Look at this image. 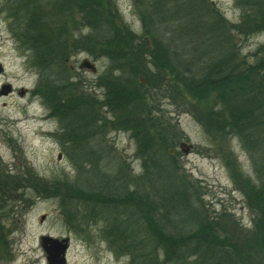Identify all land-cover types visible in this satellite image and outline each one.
I'll return each instance as SVG.
<instances>
[{
	"label": "rangeland",
	"instance_id": "374dc122",
	"mask_svg": "<svg viewBox=\"0 0 264 264\" xmlns=\"http://www.w3.org/2000/svg\"><path fill=\"white\" fill-rule=\"evenodd\" d=\"M8 1L0 0V90L7 81L33 89L43 73L50 98L0 95V264H48L43 236L69 238L67 264H150L139 241L149 222L160 229L170 217L160 208L182 191L207 223L240 236L243 264H264L255 167L264 171V139L251 137L248 148L237 128L214 122L230 116L217 89L201 82L231 57L264 78V18L255 0H34L48 1L59 24L53 45L32 50L17 48L4 25ZM85 59L96 72L80 67ZM127 93L130 106L116 107L115 97ZM142 134L160 175L182 183L165 192L166 180L158 181L155 220L143 198L151 177ZM104 186H128V209L124 201L111 207ZM159 254L158 264H175Z\"/></svg>",
	"mask_w": 264,
	"mask_h": 264
},
{
	"label": "trees",
	"instance_id": "16d2710c",
	"mask_svg": "<svg viewBox=\"0 0 264 264\" xmlns=\"http://www.w3.org/2000/svg\"><path fill=\"white\" fill-rule=\"evenodd\" d=\"M262 1L255 0V8L264 18V1ZM56 24H59V22L55 19V15H50L48 23L43 24L46 27L44 31L28 32L24 37L26 39L28 37L27 40H30L33 45H40L41 47L42 45H53L54 35H56L57 31ZM42 48L44 49V47ZM234 60L235 57L227 58L226 63L229 64L227 73H224L227 69L223 70L224 66L222 64L218 68L215 64L214 75L210 72L203 73L201 82L203 85H209L217 89L220 103L223 104L224 111L227 109L230 116V120L226 124L224 123L222 114L221 117L216 116L214 122L221 126L228 127L231 125L237 128L236 133L244 144L248 148H251L249 140L254 144V140L250 139L251 137L255 138L257 136L264 139V85L261 82H257L259 76H253L252 66L245 68V64L242 63L241 68L240 62L234 63ZM259 80H264V78L261 76ZM57 90L60 96L68 98L69 93L67 89L60 87ZM110 94L116 95L114 90L110 91ZM128 94H121L123 98L116 96L115 98L119 101V105L117 103L115 106H130V103L125 98L128 97ZM66 97H64V100H66ZM80 109L81 106L79 109L71 110L70 113L74 115L75 113L78 114ZM76 125V123L73 125V127L75 126L73 129L76 128ZM141 142L147 151V159H145L146 169L147 173L150 174L149 177H151L150 183L145 182V184H147V189H152L144 190L142 186V190L146 192H144L143 198L154 208V214H152L151 219L155 220L156 205L162 206L161 199L157 200L159 191L158 181L162 179L166 180L167 184L164 186L165 192H170L168 187H171L173 191L179 189L178 187H181L182 183L174 179L173 176L166 179L165 176L160 175L161 166H156V156L152 155V150L145 134L141 135ZM255 167L259 175L257 190L264 195V171L257 161H255ZM101 177L99 176L98 178ZM107 185L108 182L106 181ZM106 186L102 187L103 190L100 191L109 198L112 203L111 207L116 208L124 201L125 205H122V207L128 209L129 204L125 202L127 199H130V194L132 195L128 186L118 189L107 188ZM176 193L178 194L175 198L168 199L160 208L162 212L163 209H166L170 217H165L166 220L160 224V229L157 230H152V227H159V223H156V221L155 224L149 222L147 226L150 231L146 229L147 234L139 241V244L143 247L145 261L150 264H158L160 261L159 253H162L167 258L174 260L175 264H243L242 254H244V251L236 242L240 236L227 232L224 233L209 222L207 223V219H202L196 209L194 210L192 207L186 205L191 200L184 191ZM175 218H177L176 224H174ZM142 228L145 230L144 226ZM131 237L138 240L134 238V235H130ZM244 240L247 242L245 244L250 247V250H254L252 238H245ZM260 244L264 248V233ZM129 246L132 255L135 256L134 250L137 248V244L132 243Z\"/></svg>",
	"mask_w": 264,
	"mask_h": 264
},
{
	"label": "flooded vegetation",
	"instance_id": "af4514ba",
	"mask_svg": "<svg viewBox=\"0 0 264 264\" xmlns=\"http://www.w3.org/2000/svg\"><path fill=\"white\" fill-rule=\"evenodd\" d=\"M24 1L25 0H9L7 6L9 7L10 14L4 18L3 22L7 30L13 33V41L17 48L32 50L36 45H33L30 40L26 43L23 37H19V34L24 35L28 32L44 31L46 27L43 24L48 23L50 17L49 5L48 1L42 5L40 4L44 3L43 1L33 2L34 0H29L31 2L29 5L25 4ZM39 25L41 26L36 28ZM5 73L6 67L0 62V76H3ZM36 83V89L35 87L30 89L24 86L18 87L14 82L7 81L2 84L0 95H11L16 92L22 97L35 94L39 97L41 96L44 100L45 98L49 99L50 79H45L44 74L41 73L36 80ZM40 89L44 90L43 94ZM44 100H42V102Z\"/></svg>",
	"mask_w": 264,
	"mask_h": 264
},
{
	"label": "water",
	"instance_id": "95a60500",
	"mask_svg": "<svg viewBox=\"0 0 264 264\" xmlns=\"http://www.w3.org/2000/svg\"><path fill=\"white\" fill-rule=\"evenodd\" d=\"M81 68H89L96 72V66L88 59H85L80 65ZM7 92V91H5ZM185 153H189L191 145L182 143ZM45 219V216L42 217ZM42 246L47 253L48 264H67V251L69 249V238L58 239L52 236H43L41 238Z\"/></svg>",
	"mask_w": 264,
	"mask_h": 264
}]
</instances>
